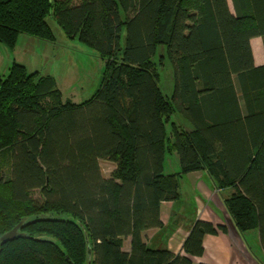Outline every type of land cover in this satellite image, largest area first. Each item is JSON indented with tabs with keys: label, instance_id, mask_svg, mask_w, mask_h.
<instances>
[{
	"label": "trees",
	"instance_id": "1",
	"mask_svg": "<svg viewBox=\"0 0 264 264\" xmlns=\"http://www.w3.org/2000/svg\"><path fill=\"white\" fill-rule=\"evenodd\" d=\"M231 3L0 0L9 49L20 34L54 42L51 19L104 61L79 104L16 61L0 78V235L21 220L24 234L0 244V264H88V247L89 264H193L204 236L225 225L195 220L180 252L148 247L142 232L163 226L162 202L177 200L181 175L196 170L229 191L230 218L240 233L257 229L264 252V64L250 45L258 36L264 47V0ZM160 46L169 93L153 62ZM174 152L180 169L165 173ZM101 159L115 164L109 176Z\"/></svg>",
	"mask_w": 264,
	"mask_h": 264
},
{
	"label": "crops",
	"instance_id": "2",
	"mask_svg": "<svg viewBox=\"0 0 264 264\" xmlns=\"http://www.w3.org/2000/svg\"><path fill=\"white\" fill-rule=\"evenodd\" d=\"M229 1L231 2V0ZM260 41L261 43H259ZM262 41V37L258 36L250 40L256 65L264 64ZM172 154H175L172 155V158L175 156L176 164L178 156L175 152ZM165 163L166 157L163 168ZM179 169L178 163L174 171L166 173H175ZM182 185L187 186L188 190L185 193L182 192ZM228 192L227 189H217L212 178L204 170L182 174L179 182L178 199L172 202H162L160 206L163 226L161 228H149L142 232L146 245L154 249L168 248L173 252H180L191 225L195 220L201 219L214 225H225L226 231L206 234L202 240L204 251L201 256L192 257L193 264H264V252L260 246L257 229H253L255 233L251 234L248 232L252 230L240 233L230 218L224 203V198ZM189 203H191L190 207L188 206ZM129 248L130 237H126L123 239L122 249L129 251Z\"/></svg>",
	"mask_w": 264,
	"mask_h": 264
},
{
	"label": "rangeland",
	"instance_id": "3",
	"mask_svg": "<svg viewBox=\"0 0 264 264\" xmlns=\"http://www.w3.org/2000/svg\"><path fill=\"white\" fill-rule=\"evenodd\" d=\"M77 1V0H75ZM229 1V0H228ZM230 7L233 11L231 2ZM49 25L55 37L54 42L41 40L35 37L20 35L15 49H9L0 42V78L8 72V67L14 61L24 65L28 71H40L42 74H52L57 88L61 92L62 100L69 99L73 103L79 104L88 98L99 87L104 72V61L98 54L78 40L67 39L61 27L49 19ZM30 39L31 41L29 42ZM261 43V41L259 42ZM156 64L155 69L159 77V85L164 93H169L172 85V71L164 57V47L160 46L153 58ZM176 123H182L180 116L173 118ZM167 136H171V126L166 124ZM175 154H166L164 172L174 171ZM101 172L104 176H109L115 164L109 159L99 161ZM2 168L5 177L10 176L9 157L3 155ZM178 168V166H177ZM187 186L182 185V192H186ZM191 195V194H190ZM34 199L39 198L37 190L32 191ZM189 197V195H187ZM191 206V203L188 204ZM248 233H255L252 230Z\"/></svg>",
	"mask_w": 264,
	"mask_h": 264
},
{
	"label": "water",
	"instance_id": "4",
	"mask_svg": "<svg viewBox=\"0 0 264 264\" xmlns=\"http://www.w3.org/2000/svg\"><path fill=\"white\" fill-rule=\"evenodd\" d=\"M23 223V220L19 221L14 227H12L10 230L2 233L0 235V244H3L5 242H8V241H11L13 240L14 238L18 237V236H24V234H22L19 229L21 227ZM87 259H88V264L90 262V259H91V250H90V247H88V250H87Z\"/></svg>",
	"mask_w": 264,
	"mask_h": 264
}]
</instances>
